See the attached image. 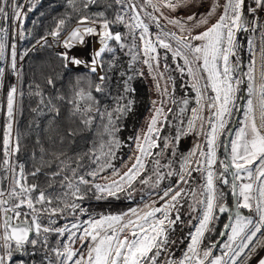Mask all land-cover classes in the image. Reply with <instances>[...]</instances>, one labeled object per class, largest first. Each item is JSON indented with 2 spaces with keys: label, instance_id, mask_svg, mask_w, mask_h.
Instances as JSON below:
<instances>
[{
  "label": "snow or ice",
  "instance_id": "1",
  "mask_svg": "<svg viewBox=\"0 0 264 264\" xmlns=\"http://www.w3.org/2000/svg\"><path fill=\"white\" fill-rule=\"evenodd\" d=\"M205 2L208 3L205 12L192 10L203 7ZM97 3L98 0H83V8ZM113 6L112 19H108L103 11L94 17H81L78 26L68 33L63 43L68 47L72 40H76L72 47L82 46L86 37H97L99 47L92 51L91 60L87 62L90 72L98 74L97 93L104 91L108 79L104 71L106 54H111L107 66L113 70H119L122 63L118 52L129 57L128 66L121 73L125 94L134 93L131 82L137 76H144L143 70L135 66L142 63L147 67L162 98L159 107L153 101V115L147 131L142 137L130 138L139 154L129 158L134 162L121 173L110 159L101 162L100 156L93 153L92 159L97 167L79 174L78 169L83 165L78 163L76 168L70 167L68 160L71 158L61 150L59 154H52L56 170L51 176L61 177L60 187L67 191L53 194L37 183H29V177L38 176L42 169L35 167L26 172L25 165L17 159L21 145L19 134L13 136V124L17 98L23 93L15 84L7 87V123L2 141L3 158L0 159V264H25L24 255L34 256L40 251L44 252L43 260H47V264H264V39L258 52V78L253 40L249 38L247 41L251 59L245 72L238 39L240 33L257 32L264 38V0H224L223 3L221 0H200L199 4L197 0H111L106 5L108 8ZM34 8L35 4H31L25 11L20 0H0V60L5 58L6 49L10 48L11 68L18 80L17 52L7 44V40L10 29L20 28L28 12ZM165 9L168 16L164 15ZM181 10L189 14L186 17L171 15ZM213 18L215 23H211ZM161 20H166L178 31L165 30ZM64 25L65 20L61 19L51 35L59 36ZM116 25H122L126 31H113ZM153 25L158 32H152ZM20 38H23L22 33ZM161 49L164 50L163 55ZM169 54L176 70L190 77L196 106L190 109L187 127H183L184 121L181 120L172 140L164 138L163 149L171 147L175 156L181 137L194 131H198L203 143L197 144L187 155H181L178 170L169 164V171L162 173L160 162L156 160L153 169L155 181L151 176L139 179V183L159 189L155 192L156 200L145 202L142 208L95 217L83 202L92 198L119 199L118 193L121 192H126L131 198L129 189L141 177L145 169L144 160L153 155L151 149L160 147L157 143L158 125L168 122L166 111L172 112L171 108L166 110L165 105L178 103L174 91L170 92L168 87L171 82L174 90L173 77L169 75L165 80V72L170 68L167 63ZM60 56L66 66L69 63L76 66L86 63L68 52ZM161 60L164 61V71L160 70ZM5 76V68L0 67V87H5ZM245 79L247 103L243 106L240 126L233 133L229 125L234 113L241 110L237 101L240 85L245 83ZM161 80H165L163 87ZM48 83L53 84V81L49 79ZM209 90L212 95L208 94ZM36 95L41 94L37 92ZM77 97L78 100L70 101L73 115L82 113V123L86 127L92 125L97 116L102 121L106 120L105 131L112 135L113 140L109 152L104 155L114 157L111 145L120 146V141L115 138L119 131L117 122L131 112L133 101L120 96L116 108L101 112L96 107L94 116L92 104L96 101L91 92L85 94L81 91ZM80 101L92 103L81 108ZM189 103L188 98L179 101L182 105L180 114L188 110ZM49 111L59 115L51 100ZM77 132V128L69 126L59 137L60 142L74 137ZM221 148L223 155L220 154ZM41 159H44L43 150ZM45 164L51 167L47 161ZM107 168L112 169L116 178L103 184L95 182ZM193 173H199V181ZM172 177H176L175 184L169 183L160 189L161 183ZM193 182L197 184L195 188L190 186ZM48 188H52L51 183ZM147 195L151 197L153 193ZM229 196L232 197L231 203L228 202ZM189 200L192 203H188ZM186 203L191 217L187 225L192 230L187 233L188 243L182 255L175 258L174 246L184 241L173 239L172 235L178 225L184 224L182 209ZM219 214H228L231 221L223 225L226 231L219 232V236L226 239L206 244L208 234L215 231ZM82 215L88 218L81 221ZM68 216H71L68 223L57 226L58 219H67ZM52 234L57 237L55 246L49 243Z\"/></svg>",
  "mask_w": 264,
  "mask_h": 264
},
{
  "label": "trees",
  "instance_id": "2",
  "mask_svg": "<svg viewBox=\"0 0 264 264\" xmlns=\"http://www.w3.org/2000/svg\"><path fill=\"white\" fill-rule=\"evenodd\" d=\"M24 0H20L23 3ZM111 3V0H98L97 4H91L87 9L83 8V0H32L27 4L25 11L31 4H35V8L28 12L27 18L21 27V33L23 38H18L14 35L13 40L18 42V47L23 53V61L20 67V92L23 93L19 99V107L17 112V118L15 122L16 135L19 134V140L21 150L17 154V159L20 163L25 165V171L29 172L34 170L35 167H41L42 171L36 177H29V183H37L41 187L46 188L53 194L62 193L67 189L60 187L61 177L52 178L51 173L56 170V163L53 162V153L59 154L61 150L66 153L70 167L76 168L77 164H82L83 167L78 169L79 174L92 171L97 167V164L93 162V153L100 156L101 162L105 160H111V163L116 168L124 160L127 153L130 150L133 138L141 124V121L147 111L150 104L151 95L149 86L144 77L137 76L132 82L131 86L135 88L134 93H124L123 80L121 79V73L125 71L128 66L129 57L124 56L123 53L118 52L117 56L122 60L119 66V70H113L107 66V61L111 59V54H106L104 57L105 68L108 79L104 86V91L97 93L95 91V85L100 83L98 80V74L92 73L87 69H74L66 66V62L61 59V56L56 54L50 44H46L41 48L35 46L36 42L42 38L51 36L53 31H56L57 25L61 19L65 20V25L60 31V35L54 37L59 39L65 36L81 19L83 16L94 17V14L98 12H105L108 19H112L115 11V6L112 8L106 7ZM151 11V9H148ZM154 26V25H153ZM113 31L124 32L126 29L122 25H116ZM255 35L260 37L257 32ZM251 38L250 33L238 34V39L241 45L240 58L242 61L243 71H247V65L251 59V54L248 51L247 41ZM264 39V38H262ZM114 43V42H112ZM98 45H94V49L98 48ZM163 55L164 50H160ZM167 63L170 65L167 71L168 75L173 77L175 81L174 98L177 100V104H172V112L167 114L168 122L164 123L161 130L158 142L160 147L154 148L153 155L148 158V161L141 173V177L138 178L133 184V188L140 189L143 184L139 183V179L152 177L153 182L155 176L153 175V169L156 167L155 161L160 162V171L165 173L167 165L171 160L172 149H163L165 143V137L168 140H172L175 136L177 127H180V121L184 123L188 120L190 108L195 104V92L191 89V82L188 79V75H182L176 70L175 62L172 60L169 54ZM179 63H183L179 61ZM140 69V64L135 66ZM141 70V69H140ZM91 79L92 83L89 87L84 79ZM126 78V77H125ZM51 79L53 84H49ZM245 83L247 80L245 79ZM245 87V85H244ZM173 89V86H172ZM84 92L85 94L91 92L95 98L96 103L92 104L93 113L95 116V108L99 107L103 112L105 109L112 111L117 107V102L120 96H126L127 99L133 101L132 110L126 113L117 122L119 131L115 133V138L120 141V146L117 148L114 144L111 145V151L114 152V157H107L104 154L110 150V142L113 140L112 135L105 131L104 125L106 120H101L98 116L93 120L92 125L85 126L82 123V113L73 115V105L70 101L78 100L77 93ZM39 92L41 95H36ZM245 92V91H244ZM243 97V91L241 90L239 102ZM182 98H188L190 103L188 110L180 114L179 108L182 106L179 101ZM43 100V103H41ZM49 100L59 110V115H55L49 111ZM126 101H120L124 103ZM86 103H92L91 101H80L81 108ZM239 107V106H238ZM167 108V107H165ZM151 109V108H150ZM153 109V108H152ZM237 111L234 113L236 116ZM233 121L229 125H233ZM77 128V135L66 139L63 143L60 142L59 137L65 134V129L68 127ZM160 128V125H158ZM190 139L191 134L183 136L180 149L177 158L172 166V169L178 170L181 163V155H187L190 151ZM39 142V143H38ZM146 147V146H145ZM163 149V151H161ZM43 150L44 159H41ZM138 155V151L136 152ZM159 153V155H156ZM166 153V155H165ZM35 154V155H34ZM220 154L223 155V148L220 149ZM62 159L64 157H61ZM45 161L51 164V167L45 164ZM111 168H107L105 171L109 172ZM100 173V174H101ZM71 176V172H68ZM193 176L199 181V173H193ZM171 180L166 179L168 185ZM91 179V177H89ZM49 183L52 184V188H48ZM146 186V185H144ZM192 188L197 186L196 182L190 185ZM188 187V186H185ZM126 192L118 193L119 199L109 197L103 200H96L94 198L85 200L83 206L87 208L90 214H94L96 209H107L110 207H118L123 204ZM228 202H232V197H228ZM188 203H192L191 200ZM193 213L192 215H196ZM87 215L80 216V220L87 219ZM227 216H220L215 221V231L208 234L205 243H211L218 241L219 232L223 231V225L227 221ZM183 225H178L176 231L173 233L172 238L176 240H183V243H177L174 246V257L179 258L182 250L188 243L187 233L192 229L188 227L187 221L191 219L187 211V203L182 209ZM71 220V216L67 219H58L57 226H62ZM47 222L46 219L44 221ZM195 224V220L192 221ZM226 239V237H225ZM224 239V240H225ZM57 237L55 234L49 236V243L53 246L56 245ZM32 249L29 247V252ZM218 254V251H217ZM44 252H37L34 256L24 255L25 264H47V260H43Z\"/></svg>",
  "mask_w": 264,
  "mask_h": 264
},
{
  "label": "rangeland",
  "instance_id": "3",
  "mask_svg": "<svg viewBox=\"0 0 264 264\" xmlns=\"http://www.w3.org/2000/svg\"><path fill=\"white\" fill-rule=\"evenodd\" d=\"M32 0H24L23 1V4L26 8L27 4H29ZM223 1V0H221ZM197 3L199 4L200 3V0H197ZM151 9V8H150ZM208 9V3L205 2L204 3V6L201 7V8H194L192 9L193 11H198V12H205L206 10ZM152 10V9H151ZM189 13L187 11H178L176 13H172L171 15L173 16H184L186 17ZM164 15L165 16H168L169 15V12L165 9L164 10ZM211 23H215V18H213V20L211 21ZM161 24L162 26L165 28V30H169V31H178L173 25L171 24H168L166 20H161ZM23 25V24H22ZM22 25L20 26V28H11L10 29V32H9V38L7 40V44L14 47L16 52H17V68L19 69V66L21 67L22 65V61H23V53L22 51H20L19 47H18V42L16 40H13V37L14 35L18 38V36H20V33H21V27ZM78 26V23L72 28H76ZM71 29V30H72ZM70 30V31H71ZM151 30L153 33H156L158 32L159 30L155 28V26H152L151 27ZM202 30V29H201ZM69 31V32H70ZM68 32V33H69ZM68 33L61 37L59 40L61 41H64L66 38H67V35ZM251 34V39L253 40L254 42V48L257 52V56H256V60H257V64H256V75H257V78L259 76V55H258V52H259V48L261 47V43H262V38H259L257 35L255 34ZM97 37L96 36H90V37H86L85 38V44L82 45V46H76V47H72V44H75L76 43V40H72L71 44H69L68 47H65L67 50H65V52H68L70 56H76L78 58H80L81 60L85 61L86 63L85 64H81L79 66H76V65H73V64H67L68 67H73L74 69H78V68H89L90 69V64L87 63V62H90L91 60V53L93 51V48H94V45H97ZM64 44V43H63ZM10 48L9 49H6V52H5V58L3 60H0V67H3L5 68L6 70V76L3 80V84L5 85V87H0V159L3 158L2 156V141H3V136H4V132H5V128H6V123H7V112H6V88L7 87H11L13 84L17 85L18 86V89L20 91V84L18 85L17 81H13L14 78H16V73L12 70L11 68V56H10ZM163 63L164 61L161 60V71H164L163 69ZM140 69L143 70L144 72V78L149 86V89H150V95H151V100H150V104L147 108V111L141 121V124L135 134L134 137H136L137 135H140L142 137V134L145 133L147 131V127L150 123V119L153 115V101H156L157 104H156V107H159L160 104H159V101L160 99L162 98L161 95H160V92L158 91V89L156 88V82L154 81V79L152 78V76L149 75L148 73V69L145 65H143L142 63L140 64ZM20 70V69H19ZM102 74V73H100ZM155 75V74H153ZM168 73L167 71L165 72V80H167V77H168ZM188 79L189 81L191 82V79L190 77L188 76ZM165 80H161L160 81V84H161V87L164 86V83H165ZM84 81H86L87 85L90 87L91 86V83H92V80L91 79H84ZM245 85V87H244ZM168 87H169V91L172 92V84L171 82H169L168 84ZM240 88L241 90L243 91V94L245 95L244 96V102H243V105H242V110L240 112V118H239V122L243 119V106L246 105L247 103V98H248V94H247V83H244L242 85H240ZM245 91V92H244ZM209 95H212V93L210 92L209 90ZM19 99H20V96H18L17 98V104H18V107H19ZM242 100V99H241ZM241 102V101H240ZM240 102H239V99L237 101V107L240 109ZM172 106V103H167L165 105V107L167 108H171ZM196 105L194 104L192 107H195ZM191 107V108H192ZM151 108V109H150ZM166 108V110H167ZM190 108V109H191ZM17 112H18V108H17ZM238 113V111H237ZM236 113V115H237ZM168 112L166 111L165 112V115H167ZM191 115V111H189V117ZM188 117V118H189ZM16 118H17V113H16V116H15V122H16ZM235 118L236 116L234 117V120L235 121ZM234 121H233V124H234ZM15 122L13 124V136L16 135V132H15ZM160 130H159V133H158V138L160 136V133H161V130L164 126V123H160ZM240 126V124H238V127ZM183 127H187V121L183 124ZM191 134V139H190V144H191V147H190V151L194 149V147L197 145V144H202L203 143V139L201 137V135L198 133V131H194V132H190ZM153 135H156V133H154ZM158 138H157V143L159 144L158 142ZM183 137H181L180 139V142H179V145L178 147L175 149V152H176V155L173 156L171 154V160H170V163L171 164V167L173 166L176 158H177V155H178V152H179V149H180V143H181V140H182ZM141 143L143 144V139L141 138ZM146 146V145H145ZM138 150L135 148V144H134V141L132 140V144L130 146V150L129 152L127 153L126 157L124 158V160L120 163V165L118 167H116V169H118L121 173L126 171L128 167L131 166V164L134 162V159H129L130 157H133L135 155H137V152ZM154 151V148L151 149V152L153 153ZM139 154V153H138ZM166 155V153H165ZM151 156V155H150ZM148 156L145 160H144V163L146 165L147 161H148V158L150 157ZM143 171V170H142ZM167 171H169V168L167 167L165 173H167ZM142 173V172H141ZM101 177H104L106 179H101ZM116 177H113L112 175V170H110L109 172H104V173H101L95 180V182L97 183H105L106 181L107 182H110L112 179H114ZM176 182V177L173 178V180L171 181L172 184H175ZM164 183H167L166 182V179L161 183L160 185V189L164 188L165 186L167 185H164ZM145 184H143V186H140V189H133L131 190L132 192V197L129 198L128 195L126 194L125 195V198L123 200V204L118 206V207H110V208H107V209H96L94 210V214L93 216L95 217H99L100 215H107V214H120V213H124V212H127L130 208H142L144 203L147 202V203H151L153 200H156L157 197L155 195V192L158 191L159 189H152L149 185H146L144 186ZM130 191V190H129ZM149 192H152L153 195L151 197H149L147 195V193ZM159 206V205H157ZM196 223V222H195ZM187 245V244H186ZM186 248V246H185ZM184 248V249H185ZM183 249V250H184ZM182 250V252H183ZM182 252H181V255H182ZM180 255V256H181Z\"/></svg>",
  "mask_w": 264,
  "mask_h": 264
},
{
  "label": "built area",
  "instance_id": "4",
  "mask_svg": "<svg viewBox=\"0 0 264 264\" xmlns=\"http://www.w3.org/2000/svg\"><path fill=\"white\" fill-rule=\"evenodd\" d=\"M59 39H55L54 37L48 36V37L42 38L39 41H37L35 46L38 48H41L42 46H44L46 44H50L51 47L54 49L55 53L60 55L61 53L65 52V50H67V49L65 48L63 41H61ZM70 68H73V67H70ZM83 68H85V67H83ZM19 69H20V66H19ZM87 69H89V68H87ZM89 71H90V69H89ZM19 74H20V70H19ZM13 81L14 82L17 81L18 85L20 84V78L18 80L16 77L13 79Z\"/></svg>",
  "mask_w": 264,
  "mask_h": 264
},
{
  "label": "water",
  "instance_id": "5",
  "mask_svg": "<svg viewBox=\"0 0 264 264\" xmlns=\"http://www.w3.org/2000/svg\"><path fill=\"white\" fill-rule=\"evenodd\" d=\"M78 69H87V68H78ZM87 70H89V69H87ZM244 96L245 95L243 94L242 100L240 102V109L241 110H242V105L244 102ZM241 110L238 111L236 118H235V121H234V124L230 127L231 129H233V133H234V130L238 127ZM225 215L228 216V214H220V216H225ZM226 223H231V221L229 219H227ZM223 231H226V230L223 229ZM224 239H225V237H219L217 242H222Z\"/></svg>",
  "mask_w": 264,
  "mask_h": 264
},
{
  "label": "bare ground",
  "instance_id": "6",
  "mask_svg": "<svg viewBox=\"0 0 264 264\" xmlns=\"http://www.w3.org/2000/svg\"><path fill=\"white\" fill-rule=\"evenodd\" d=\"M224 2V0L223 1H221V3H223ZM97 45H98V43H97Z\"/></svg>",
  "mask_w": 264,
  "mask_h": 264
},
{
  "label": "flooded vegetation",
  "instance_id": "7",
  "mask_svg": "<svg viewBox=\"0 0 264 264\" xmlns=\"http://www.w3.org/2000/svg\"><path fill=\"white\" fill-rule=\"evenodd\" d=\"M225 216H227V215H225ZM228 217V216H227ZM228 219V218H227Z\"/></svg>",
  "mask_w": 264,
  "mask_h": 264
}]
</instances>
